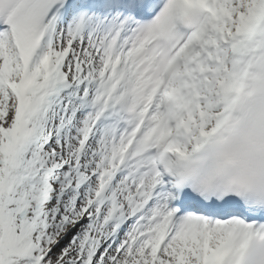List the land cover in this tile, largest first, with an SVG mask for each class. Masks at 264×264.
I'll list each match as a JSON object with an SVG mask.
<instances>
[{
	"label": "snow or ice",
	"instance_id": "6c2138e0",
	"mask_svg": "<svg viewBox=\"0 0 264 264\" xmlns=\"http://www.w3.org/2000/svg\"><path fill=\"white\" fill-rule=\"evenodd\" d=\"M0 264H264V0H0Z\"/></svg>",
	"mask_w": 264,
	"mask_h": 264
}]
</instances>
